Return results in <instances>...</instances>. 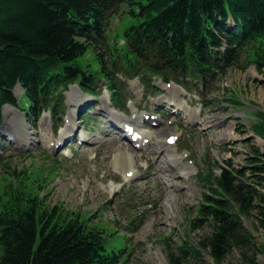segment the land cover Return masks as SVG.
<instances>
[{"label": "trees", "instance_id": "16d2710c", "mask_svg": "<svg viewBox=\"0 0 264 264\" xmlns=\"http://www.w3.org/2000/svg\"><path fill=\"white\" fill-rule=\"evenodd\" d=\"M124 3L136 21L124 32L136 59L129 73H141L143 64L150 74L182 78L186 86L191 77L208 87L238 66L244 54L259 72L264 69V0H0V125L3 106L17 105L13 90L18 83L25 89L30 118L48 109L57 116L61 89L73 82L96 93V82L107 78L118 103L121 97L104 57L109 14ZM91 49L97 69L83 63ZM249 161L242 170L223 168L218 177L207 173L210 191L192 225L211 226L212 235L200 248L187 241L178 251L168 246L169 264H222L234 250L242 264H260L256 255L264 253V244L256 242L242 217L256 212L264 229V192L259 189L264 187V153L255 148ZM7 171L0 194V264L122 263L125 246L109 250V227L60 205L49 206L39 186L35 190L28 183L27 171Z\"/></svg>", "mask_w": 264, "mask_h": 264}, {"label": "rangeland", "instance_id": "374dc122", "mask_svg": "<svg viewBox=\"0 0 264 264\" xmlns=\"http://www.w3.org/2000/svg\"><path fill=\"white\" fill-rule=\"evenodd\" d=\"M128 10V4L124 3L116 14L111 15L109 47L115 48L113 40H120L124 31L136 23L126 14ZM121 52L125 55L123 64L129 57L134 59L132 54L127 56L124 50ZM93 55L91 49L83 63L97 68ZM246 57L247 54H244L238 66L220 77L212 92L201 96L195 92L188 95L185 91L192 110H199L198 115L202 112L201 122L200 118L196 119L200 123L190 125V119L187 120L182 113L171 119L161 114L162 125L159 128L152 129L149 125L147 129L142 128L151 140L141 150L129 143L126 145L127 141L118 138L121 130L112 132L115 126L111 123L121 127L123 123L135 120V115L142 122L145 112L152 114L155 108L166 104L167 97L170 100L172 95L161 80L156 79L153 83L161 88L156 93L140 83L139 79L130 80L124 72L118 73V78L126 82L123 92L128 107L116 111L111 109L113 104L108 94L104 93L98 101L88 103L93 101L89 98L85 103L78 104L77 100L82 95L72 86L67 95L68 122L65 118L64 122H54L49 114H45L41 121L33 123L22 111L7 106L5 115L11 126L7 134L15 136L17 141L4 150L0 149V194L5 190L6 178H9L7 170L12 168L21 172L29 169L33 178L28 183L35 190L39 186L49 206L60 205L66 211L91 217L92 223L115 228L118 234L112 237V242L119 247L126 243V236L129 237L127 243L132 251L125 264H169L168 246L178 251V247L186 241L200 248L201 241L213 232L211 226L197 229L192 225V220L198 217L197 207L204 194L210 191L205 182L210 180L207 171L218 177L223 168L242 170L250 165L249 157L255 148L264 153V138L255 133L257 130L264 136V69L259 72ZM104 59L108 60L107 56ZM15 93L24 108L27 97L20 85ZM87 106L91 117L84 119ZM111 114L120 118L118 122H121L117 123ZM72 117L73 135L80 133V138L83 136L90 145L52 147L53 151L48 144L50 139H59ZM58 124H62L59 131ZM227 131L234 132L231 139L222 138ZM168 134L179 136L177 144L157 150L158 143L163 145ZM123 146L127 147L131 158L126 167H123L118 155ZM183 153L188 156L182 160ZM49 154L61 163L50 161ZM172 154L175 161L170 160ZM5 162L10 165H3ZM168 164L171 167H167ZM126 170L137 172L132 180L125 177ZM199 174H202L200 178ZM259 189L264 192L263 186ZM242 219L246 228L254 234L256 242L263 245L264 229L257 220L256 212ZM109 250H112L111 245ZM208 253L203 250L206 260H210ZM256 260L264 263V253H258ZM222 264H242L240 252L234 250Z\"/></svg>", "mask_w": 264, "mask_h": 264}, {"label": "bare ground", "instance_id": "6f19581e", "mask_svg": "<svg viewBox=\"0 0 264 264\" xmlns=\"http://www.w3.org/2000/svg\"><path fill=\"white\" fill-rule=\"evenodd\" d=\"M77 88V87H76ZM78 89V88H77ZM170 92L172 93V95H173V102H174V104H176L177 106H178V108H179V110H181L183 113H184V115H185V117L186 118H189L190 120H189V122L191 121V122H193V124L194 123H200L199 121L198 122H196V119H198L199 117H195V112L197 111V110H190V106L189 105H187V103H186V101L184 100V99H182L181 97H180V95L181 94H184V91H183V89H181L180 87H178V86H176V85H174L173 86V88H171L170 89ZM181 99L183 100V101H181ZM198 112V111H197ZM116 121H118V120H120V118H116V117H114V116H112ZM123 121V120H122ZM190 122V123H191ZM211 122H213V121H211ZM211 122H209V123H211ZM207 124H208V122H207ZM207 124H205V125H207ZM6 125L9 127V123H8V121L6 122ZM124 125H125V123L123 124V126L122 127H124ZM73 131V128H71L70 127V129H69V132H72ZM231 131H233V130H231ZM231 131H227L226 133H224L225 135H223L222 136V138L224 137L225 139H227V138H229V139H231V137L234 135V132H231ZM144 134V133H143ZM168 136H166V138H167ZM125 140V139H124ZM51 141H53V139L51 140ZM50 141V142H51ZM50 142H49V144H50ZM166 142V141H165ZM164 142V143H165ZM57 143V142H56ZM166 144V143H165ZM126 145H128V143H126ZM158 145H161L160 144V142L158 143ZM165 146V145H164ZM127 147H125V146H123V148L122 149H120V150H118L119 151V153H118V155H119V158H121V162H122V165H123V167H126V165H128L129 163H130V160H131V158H130V156H128V154H127V149H126ZM171 160L172 161H175V155L173 154V157L171 158ZM118 167H120V166H118ZM122 167V166H121ZM167 167H171L170 165H168ZM118 169H121V168H118ZM122 170V169H121ZM127 171V170H126ZM129 171V170H128ZM168 172V171H167ZM190 175V173H186V175ZM133 177H134V175H133ZM127 179H130L128 176L126 177ZM175 186V185H174ZM177 186V185H176ZM115 188V187H114ZM115 190H117V188H115Z\"/></svg>", "mask_w": 264, "mask_h": 264}, {"label": "water", "instance_id": "95a60500", "mask_svg": "<svg viewBox=\"0 0 264 264\" xmlns=\"http://www.w3.org/2000/svg\"><path fill=\"white\" fill-rule=\"evenodd\" d=\"M165 81H168V78H165Z\"/></svg>", "mask_w": 264, "mask_h": 264}]
</instances>
